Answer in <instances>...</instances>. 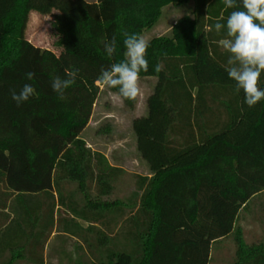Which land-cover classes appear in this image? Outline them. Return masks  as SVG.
<instances>
[{"label": "trees", "instance_id": "16d2710c", "mask_svg": "<svg viewBox=\"0 0 264 264\" xmlns=\"http://www.w3.org/2000/svg\"><path fill=\"white\" fill-rule=\"evenodd\" d=\"M190 1L193 16L149 40V68L140 73L158 78L148 114L133 120L151 176L138 175L125 200L94 201L93 185L109 196L125 171L82 137L101 93V69L124 59V32L143 36L165 6ZM237 3L228 9L223 0H0V264H46L54 231L80 240L74 264H209L212 244L231 234L233 264H264V239L248 244L237 226L241 210L264 191V100L251 108L244 102L219 43L226 29L209 30L244 10ZM51 8L59 10L51 23L60 53L24 36L29 12ZM113 38L108 56L104 41ZM76 69V82L59 99L53 79ZM24 84L36 95L17 106L10 90ZM221 112L226 119L218 124ZM71 184L76 190L67 193Z\"/></svg>", "mask_w": 264, "mask_h": 264}, {"label": "rangeland", "instance_id": "374dc122", "mask_svg": "<svg viewBox=\"0 0 264 264\" xmlns=\"http://www.w3.org/2000/svg\"><path fill=\"white\" fill-rule=\"evenodd\" d=\"M95 2L96 0H85ZM195 2L184 4H170L162 10L159 21L146 30L143 37L148 41L155 36L168 35L172 26L183 16L194 14ZM59 10L51 8L48 12L32 9L26 20L24 36L41 48L52 49L60 53L61 48L56 45L58 35L52 25V18ZM156 77H140L141 94L136 99L134 107L128 105L123 98L111 91L102 83L101 93L94 106V111L87 129L82 137L89 147L108 154L113 164L124 167V174L115 182V188L109 196L99 194V188L93 185L90 197L94 201L126 199L131 195V188L137 189V176L151 173L149 164L141 157L137 147V136L133 129L132 120L138 113H143L147 98L154 92ZM148 114V109L145 115ZM225 114L221 112L218 124L225 121ZM110 161V162H111ZM67 193L75 191L76 185H65ZM82 195H77L81 200ZM237 226L242 229L244 240L254 244L264 239V191L256 195L248 206L241 210ZM76 242L66 235H49L46 245V264H74L77 256L71 254L72 246ZM64 246L68 254H59V246ZM89 260L88 257H84ZM237 259V243L235 234L215 241L212 244L211 261L209 264H233ZM19 264H31L27 260H20Z\"/></svg>", "mask_w": 264, "mask_h": 264}, {"label": "clouds", "instance_id": "9594fccd", "mask_svg": "<svg viewBox=\"0 0 264 264\" xmlns=\"http://www.w3.org/2000/svg\"><path fill=\"white\" fill-rule=\"evenodd\" d=\"M225 8H239L237 0H223ZM244 10H235L227 17L226 24L215 22L209 30L218 35L226 29V38L220 40L222 48L229 53L227 73L235 81L236 91L243 90L244 102L254 107L264 100V88L259 86L261 74L264 73V0H241ZM124 59L113 63L108 69H101L98 83L110 89H118L119 95L135 101L141 94L140 73L149 68L146 59L150 42L135 33H123ZM116 47L115 38L104 41V51L112 56ZM163 70V64L157 63L156 72ZM79 69L68 71L66 78L55 77L51 83L59 99L65 100V92L75 82ZM35 73H26L32 80ZM12 100L17 106L29 101L36 95L31 84H24L17 92L10 90Z\"/></svg>", "mask_w": 264, "mask_h": 264}, {"label": "crops", "instance_id": "0c3cea01", "mask_svg": "<svg viewBox=\"0 0 264 264\" xmlns=\"http://www.w3.org/2000/svg\"><path fill=\"white\" fill-rule=\"evenodd\" d=\"M152 77H154V76H151V78ZM157 78V77H156ZM157 82H158V80L156 81V83H155V87H156V85H157ZM148 109V106H147V104H146V106H145V110H144V112L143 113H138L134 118H133V120L136 118V117H139V116H144L145 115V112H146V110ZM133 120H132V124H133ZM105 155L107 156V158L109 159V161H111V159H110V156L108 155V154H106L105 153ZM111 164H113L112 163V161L110 162ZM113 165H115V166H119V167H122L121 165H118V164H113ZM122 168H124V167H122ZM124 174V173H123ZM122 174V175H123ZM144 176H151V173L150 174H147V175H144ZM132 190H131V194L135 191V189H134V187H132L131 188ZM129 197V196H128ZM127 197V198H128ZM126 198V199H127ZM125 200V199H124ZM82 223H83V225L84 226H87V223H85V222H83L82 221ZM54 233L55 234H63V235H66L68 238H71L72 240H74L75 242H76V244H74V246H72V249H71V254H74V256H77L78 254H81L82 252H81V249H80V240L78 239V238H76V237H74V236H71L70 234H67V233H60V232H57V231H54ZM53 233V234H54ZM58 249H59V254H68L66 251H67V249H65L64 248V246L62 245H60L59 247H58Z\"/></svg>", "mask_w": 264, "mask_h": 264}]
</instances>
